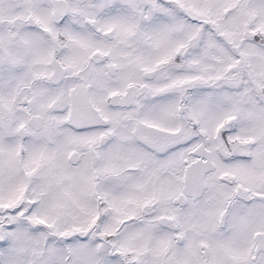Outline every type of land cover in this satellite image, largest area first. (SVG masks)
Listing matches in <instances>:
<instances>
[{"label": "snow or ice", "instance_id": "obj_1", "mask_svg": "<svg viewBox=\"0 0 264 264\" xmlns=\"http://www.w3.org/2000/svg\"><path fill=\"white\" fill-rule=\"evenodd\" d=\"M0 264H264V0H0Z\"/></svg>", "mask_w": 264, "mask_h": 264}]
</instances>
